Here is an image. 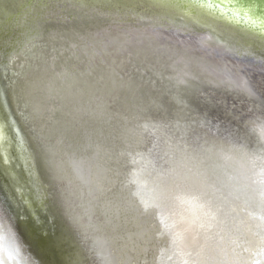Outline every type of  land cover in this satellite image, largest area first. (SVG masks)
Returning a JSON list of instances; mask_svg holds the SVG:
<instances>
[{"label": "water", "instance_id": "obj_1", "mask_svg": "<svg viewBox=\"0 0 264 264\" xmlns=\"http://www.w3.org/2000/svg\"><path fill=\"white\" fill-rule=\"evenodd\" d=\"M235 2L250 7L254 13H264V0ZM179 10L185 13L175 4L161 0H0L2 53L5 38L14 25L27 18L28 22L22 26L23 36L54 34L69 49L90 48L96 55L100 54L97 59L103 57V52L111 57L103 65L97 64L93 56L92 67L88 68L91 78L74 73L73 84H67L64 91L67 96L71 93V103L64 95L59 102L68 111L67 117L65 120L62 117L60 123L57 120L56 126L52 120L54 133L50 137L44 135L42 125L36 129L30 123L31 117L41 110V102L31 104L33 99L26 97L25 103L29 105L23 109L18 90L12 93L0 69L1 190L8 191L18 212L32 226L34 238L57 264H105L97 238L103 233L104 219L97 208L91 216L85 214L82 185L67 159L73 150L71 146L81 148L90 140H100L109 146L116 142L118 147L113 146L116 160L123 162L130 158L131 150L128 143L118 139L129 126L137 132H133L132 138L144 129L139 133L141 142L150 138L152 130L156 131L161 146L170 126L172 142L186 139L187 144H193L189 140L204 132L206 137L217 139L213 143L251 152L250 146L229 141L233 136L226 134L234 125L239 126L237 130L248 140L259 141L257 128L264 123V36L260 33L264 30L228 11L215 16L200 12L182 14ZM226 20L234 23L235 29ZM60 25L68 31L67 36ZM169 48L186 50L214 66L221 64L227 69L229 80L237 70L244 72L249 75L254 93L239 89L235 79L229 87L212 84L211 79L204 78L208 74L199 71H194L200 74L197 78L192 75L178 82L172 62L163 60H171L166 55ZM14 50L15 46H10L6 57ZM130 67L144 75L131 78ZM248 97L252 98L251 102L247 101ZM75 102L87 108L81 112ZM249 106L257 107V112ZM41 107L46 109L47 105L42 103ZM75 123L81 137L77 144L71 143L72 136L78 132L73 131ZM123 125L125 129L121 130ZM56 130L61 132V138L56 137ZM160 151H164L163 147ZM132 200L135 207V196ZM126 218L132 223L128 214ZM17 233L19 237L23 234L20 229ZM19 240L24 242L21 237Z\"/></svg>", "mask_w": 264, "mask_h": 264}, {"label": "bare ground", "instance_id": "obj_2", "mask_svg": "<svg viewBox=\"0 0 264 264\" xmlns=\"http://www.w3.org/2000/svg\"><path fill=\"white\" fill-rule=\"evenodd\" d=\"M161 1L175 4L183 9L185 13L200 12L203 14L207 13L220 16V12L228 11L234 17L247 22V24L254 25L264 30V13H254L250 7L238 4L235 0H199V2L197 0ZM212 7L214 8L211 9ZM215 8L217 9V12H213L214 10L216 11ZM179 11L182 14H185L182 10ZM226 21L232 25H229L230 27L235 26L234 23L228 20ZM242 30L250 33L247 28H242ZM260 33L264 36V33ZM256 38L260 39V36L256 35ZM124 39L125 36L121 38L119 42H122ZM137 39L141 40L139 37ZM262 39L264 40V37ZM103 42L105 41L102 38V43ZM122 45L125 46L126 44L124 43ZM179 49L180 48H177V50ZM166 50L169 52L166 55H168L171 60H169V58L163 60L172 62V68L174 69L173 75L176 76L177 81L179 80L178 82H184L186 77L192 75L197 78L200 74L194 71H199L207 73L210 78H207V76H204V78H206V80L211 79L212 84H224L229 87L230 81H234L235 79L238 83L236 85L240 87H238L239 89L246 91L247 94L254 93V89L248 81L249 75H246L242 71L239 72L237 70V72L233 74V77H231L232 79L229 80L230 78L226 73L227 69L222 67L221 64L219 66H214L210 63H205L203 58H196L186 50L177 51L172 48ZM163 52L165 53V50ZM57 61H59L57 67L59 66L58 68L63 72H60L56 78L52 77L51 80L55 81L56 79L52 86V81L47 83L46 80H44V77L47 74L49 75V72L53 66L56 65L55 63H57ZM160 65L157 66V68H160ZM91 67L92 66H90L89 69H91ZM89 71L91 70L86 72L87 75H90ZM75 72L76 71H73V67H70L65 61L56 60L51 64L47 63V69L41 76L35 79L32 93H38V96L42 97L45 103L51 105L47 106L46 113L43 117L42 126L45 130L44 135L46 137H50V135H53L54 133V131H52L54 127L51 125L53 119V124L56 126L57 120L60 123L62 117L63 120L67 117L68 111L64 108L62 109L59 102L61 103L63 95L64 97L67 96V93H64V91L68 88H65V86H68L67 84H73L72 82L74 80L72 78L75 75ZM58 77L59 80H57ZM70 95L71 93H68L66 98L68 103H71L72 101ZM246 99L248 102L252 101V98L250 97ZM76 104L77 103L75 102V105ZM75 105H72V107ZM76 107L81 110V112L84 111L83 108H87L84 104L81 106L76 105ZM256 108L257 107L252 106L251 110L257 112V110H255ZM79 120L80 119H78V121ZM30 123H32L33 126L35 120H32ZM39 126L33 127L37 129ZM125 126L126 125H123L121 130H124ZM131 127L132 126H129L127 132L122 135L121 139H118L128 143L127 146L131 150L129 152L131 153L130 158H126L123 162L122 160H116V150L113 149L116 142L113 143L114 145L112 144L109 146L108 144L105 145V143L100 142V140H90V142L83 144L81 148H78L77 145L71 146L73 149L72 153L67 156L76 178L82 185V191L84 192L85 198L83 202L85 214L91 216L96 208L100 212L101 209L104 212L103 208L107 207L106 215L101 212L105 224L102 229L103 233L102 235L99 234L97 237L98 241H100L98 246L104 256V263L115 264L112 251L114 250L115 255L122 256L124 251L127 250H124V242L129 243L137 235H127L126 233L125 235H122L123 237L117 238L115 233L131 229L132 227L136 229L135 226H137V224L149 221L153 224L154 229H150L147 239L154 241L153 244L156 246V256L153 258L154 254H152V250L155 249V246L154 248L150 247L151 250L143 252L142 247L138 245L134 251L133 248H129L134 255L129 261H123V264H202L204 262L207 264H224L221 260L218 261L216 259L214 255L215 249L211 247V242L216 238L214 227L217 220L218 208L211 211L207 204L208 201L204 200L201 196H198L196 192L191 193L190 191L188 193V198L185 200V206L183 207L185 211L183 212H177L179 210L175 211L174 209H169L167 206L153 203L159 201V197L161 198L164 196L163 193L166 190L164 188V186H166L165 179L169 171L174 170L177 167H186L190 169L194 177L196 176L199 178L200 176L205 182L211 183L212 186L219 188V191H222L224 194L226 193L229 201L232 199L235 202L240 201L242 206H238L239 208H242L241 212H243V209L247 212V205L249 204L252 206L253 210L257 208L262 211L261 209H264V202L259 201L257 195L264 193V123H260L257 128L256 133L259 141H255V143L248 140L244 133L237 130V127H239L238 125L229 128V133L226 134L227 136H233V138L229 140L231 143L238 145L242 144V146L246 144L250 146L251 152L245 150V148L239 149L238 147H226L223 146V143H213V141L215 142L217 139L214 137L210 138L208 135V137H206L204 132H202L203 134L201 133L198 138H192L193 142L188 139L194 145L189 143L188 145L186 139H174L172 142L171 139H169L172 138L171 132L169 133V130H167L166 141L162 146L160 144L161 147H159L158 154L154 156L150 152V149L148 150L150 138H145L144 141L141 142V138L139 137V133L142 134L144 129H141V132L139 130L138 135L135 134L134 139L132 138L133 132H137H135L134 129L132 130ZM77 128L78 126L75 123L73 125V131L75 129L78 131ZM148 129H151V127ZM161 129L165 130L163 129V126ZM42 131L43 130H41V132ZM152 132L158 134L154 130H152ZM56 133V137L58 136L57 138H61V132L56 130ZM242 134H244V136ZM80 141L81 137L79 136L78 131L72 136L71 143L77 144V142ZM56 142L58 143L59 139ZM209 143L210 145H208ZM115 147L118 146L116 145ZM162 147L164 151H160ZM112 149L114 151H112ZM97 157L101 159V166H98L94 162V159ZM96 162H98V160ZM133 167H137L136 169L134 168L133 172L128 170ZM96 172L99 173V175H104V177L106 176V178H108L104 179L103 176H99L101 179L99 183L102 181L103 185H106L102 186L103 188L99 190L103 192V195L107 196H110L112 189H118L115 184L116 178L113 177L114 175L125 174L123 176L125 179V177H127L126 175L129 177L134 173L133 176L136 180L128 182L126 185L127 188H125L127 190L129 189V191L134 189L131 191L132 196L130 199L126 197L127 201L124 203L119 202L120 205L117 210L111 209L108 204H104L103 207L101 203V208H99L97 203L92 202L88 194V189L84 186L86 180H92L90 173ZM88 175L89 179L87 178ZM177 184H179V182ZM94 186L96 189L98 188L97 184ZM136 188L140 189L137 190ZM2 190L0 185V196H2L0 198L3 201L1 203L0 199V264H57L47 249L39 244L34 238L35 235L32 232V226L18 212L17 206L8 191L5 190V188ZM118 191H121L120 188ZM115 192L117 191H114V193ZM133 196H135V201L137 202L135 203V207L134 200H132ZM131 203L133 208L138 206V209L131 208L133 216H128L131 219L130 222H132L129 223L126 217ZM233 207L234 206L230 205L229 208ZM135 210L136 213L133 212ZM123 212H126L127 214ZM135 214L138 215V218L135 217ZM107 216L110 217V220L108 221L106 220ZM241 216L243 218L242 221L245 222L246 220H244V218L246 219V214L243 213ZM4 218L7 220L9 227L3 225ZM261 219V221H263L264 217H261ZM261 221H259L260 224ZM110 225H112L111 228L113 229H111V231L115 235L112 236L113 238L109 237L108 234L110 231ZM225 226L232 225L225 224ZM142 228L144 231L148 230L145 224ZM19 229L23 233L22 236H20L24 241L22 242L23 245H21L22 243L19 240L20 234L17 233V230ZM104 230L109 231L104 232ZM153 230H156V232L152 234ZM25 245L28 252L26 251V248H24ZM126 256L127 255H125L124 258L128 259V256ZM253 262H255L253 264H260L257 261Z\"/></svg>", "mask_w": 264, "mask_h": 264}, {"label": "rangeland", "instance_id": "obj_3", "mask_svg": "<svg viewBox=\"0 0 264 264\" xmlns=\"http://www.w3.org/2000/svg\"><path fill=\"white\" fill-rule=\"evenodd\" d=\"M19 22L20 25H14L11 34L8 35L7 38H5L3 50L4 52L2 53V51L0 50V67L2 66L0 69L2 78L6 82V85L11 88L12 93H16L18 90L17 95H20V103L22 104L21 107L23 109H26V106L29 105L25 103L28 98L33 99L30 101L31 104L41 102V110H38V115L31 117L30 119V122L32 120H35V124L33 126L36 127L43 124V117L46 113V109L41 107V104L45 103L43 98L38 96V93H32V90L35 79L41 76L42 73L47 69L46 62L51 64L56 60L65 61V63L69 64L70 67H73V71H76L75 73L78 72L79 74H82L83 77L85 76L88 79L93 77L91 75H87L86 73L88 71L87 69L90 68V62H92L93 56L94 58H96L95 61L97 64L103 65H107L111 57L108 56L107 52H103V57L97 59L100 54L96 55L95 52L92 51V49L90 48L78 49L75 51L73 49H69L65 47L66 44L62 42L61 39H59L58 37L55 38L53 36L54 34H48L46 36L44 34H38L37 36L29 37L23 36L22 33L25 29L22 26L26 25L28 19L22 18L21 20H19ZM61 26L64 25H60V30L65 36H67L68 31L65 30V27ZM22 38L23 40L20 42ZM10 46H15V50L10 55H8V57H6ZM58 62L59 61L55 63L56 65L53 66V68L49 72V75L47 74V72V75L44 77V80H46L47 83H50L52 81V86L56 81V79L55 81L51 80L52 77L56 78L60 72H63L61 71V69L58 68L59 66L57 67ZM113 64L116 65V63L114 62ZM130 68L132 69V73H130L131 78L140 77L144 75L141 72L138 74L137 70H135L133 67ZM57 80H59V77ZM22 88L25 89L23 91V95L20 94L22 93ZM26 97L28 98L26 99ZM45 104L47 106H51L48 105V103ZM168 130H171V126L168 128ZM160 144L161 141H159L158 139V134H155L151 131L148 150L150 149V152L153 156L158 154ZM97 160L98 162H96ZM94 162L98 166L102 165L101 159L98 157L94 159ZM134 168L136 169L137 167L129 168L128 170L133 172ZM90 175L92 176V180L89 179L88 175L87 178L89 180H86L84 186L88 189V194L92 202L97 203V206L99 208H101V203L103 207L104 204H108L110 205L109 207L111 209L117 210L118 206L120 205L119 202L124 203L125 201H127V198L130 199V197L132 196L131 191H133L134 189L130 191L129 189H125L127 188L123 178L125 174H117L113 176L116 178L115 184L117 185L118 189L120 188L121 191H117L114 193V191L116 190L112 189L110 196L103 195V192L100 191L101 188H103L101 186H106L103 185L102 181V183H99V181L101 180L100 177L103 176V178L105 179L106 176L104 177V175H99V173L97 172L90 173ZM132 178V175L129 176L130 180H132ZM165 180L166 186H164V188L166 190L163 193L164 196L161 198L159 197V201H155L153 204L158 203L162 206H167L169 209H174L175 211L179 210L177 212H183L185 211L183 208L185 206V200L188 198V193L190 191L191 193L196 192L198 196H201L204 200L208 201L207 204L211 211H214V209L218 208L217 220L215 222L214 227V233L216 235V238H214V241L211 242V247L215 249L214 255L218 261L221 260V262L224 264H253L255 263L253 261H257L260 264H264V219L263 221H261V217H264V209H261L262 211L258 210L257 208L253 210L252 206L249 204L247 205L248 211L246 212V210L243 209V212H241L242 208H239V206H242V204L240 203V201L235 202L233 201V199L229 201L227 197L228 195L226 193L224 194L222 191H219V188H217L216 186H212L211 183L205 182L202 177H194L190 169L186 167H177L176 169L169 171ZM178 182L179 184H177ZM96 184L98 187L97 189L94 186ZM136 189L138 190L140 188ZM122 191L125 192L121 193ZM257 196L259 201L264 202V193H261ZM131 205L132 203L129 205L130 209L128 211V216H133L131 209L133 208V206ZM230 205L234 207L229 208ZM106 208L107 207L103 208L104 212L101 209V212H103L104 215L107 214ZM243 213L246 214V219L244 218V220H246L245 222L242 221L243 218L241 215ZM106 220H110V217L107 216ZM259 221H261V224ZM144 224L148 229L146 231H144L142 228ZM225 224H230L232 226H225ZM135 227L137 230L132 227L131 229H126L125 231H119L121 235L119 233H115L117 238L123 237L122 235H125L126 233L127 235H137L129 243L124 242V250H127L124 251L122 256L115 255L113 250V259L116 256L117 258H121L122 261H129L134 255V253L131 252L129 248H133L134 251V249L138 245L142 247L143 252H146V250H151L152 247L154 248V241L147 239L148 232L150 231V229H154L153 224L149 221H146V223H139ZM154 232H156V230H154L152 234ZM113 235V233L109 234V237H112ZM143 247L145 250L143 249ZM152 251V254H154V258L156 256V246L155 249H153ZM125 255L128 256V259L124 258ZM202 264L207 263L204 262Z\"/></svg>", "mask_w": 264, "mask_h": 264}, {"label": "flooded vegetation", "instance_id": "obj_4", "mask_svg": "<svg viewBox=\"0 0 264 264\" xmlns=\"http://www.w3.org/2000/svg\"><path fill=\"white\" fill-rule=\"evenodd\" d=\"M134 174V173H133ZM127 177H125V179H124V181H125V183H126V185L128 184V182H132V181H135V178H134V176H133V178H132V180H130L129 179V177H128V175H126ZM124 178V177H123ZM102 183V182H101ZM102 187V186H101ZM5 220V221H4ZM3 225L5 226L6 225V227H9V224H8V222H7V220L4 218L3 219ZM109 230H104V232H108ZM108 234H111V233H109L108 232ZM110 244V243H109ZM111 248V247H110ZM113 254V253H112ZM114 259H115V264H123V261H122V259L121 258H117L116 256L114 257Z\"/></svg>", "mask_w": 264, "mask_h": 264}]
</instances>
